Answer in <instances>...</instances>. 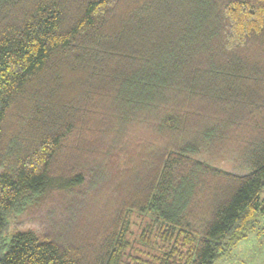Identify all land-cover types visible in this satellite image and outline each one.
Returning a JSON list of instances; mask_svg holds the SVG:
<instances>
[{
	"label": "trees",
	"instance_id": "1",
	"mask_svg": "<svg viewBox=\"0 0 264 264\" xmlns=\"http://www.w3.org/2000/svg\"><path fill=\"white\" fill-rule=\"evenodd\" d=\"M263 191L264 0H0V264H215Z\"/></svg>",
	"mask_w": 264,
	"mask_h": 264
},
{
	"label": "rangeland",
	"instance_id": "2",
	"mask_svg": "<svg viewBox=\"0 0 264 264\" xmlns=\"http://www.w3.org/2000/svg\"><path fill=\"white\" fill-rule=\"evenodd\" d=\"M222 156L221 151L208 150L196 155L195 159L225 171L238 172L230 165L232 159H225ZM260 202L264 206V191L261 193ZM139 225L140 218L134 216L131 220V230L137 232ZM215 264H264V211L259 214L255 227L247 237L236 245L230 255L218 259Z\"/></svg>",
	"mask_w": 264,
	"mask_h": 264
}]
</instances>
